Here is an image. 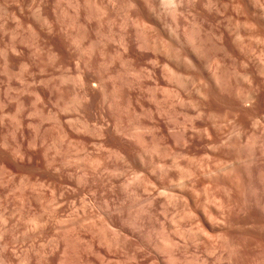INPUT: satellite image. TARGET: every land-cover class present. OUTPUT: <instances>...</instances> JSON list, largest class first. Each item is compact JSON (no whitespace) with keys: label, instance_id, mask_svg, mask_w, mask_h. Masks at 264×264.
Segmentation results:
<instances>
[{"label":"rangeland","instance_id":"1","mask_svg":"<svg viewBox=\"0 0 264 264\" xmlns=\"http://www.w3.org/2000/svg\"><path fill=\"white\" fill-rule=\"evenodd\" d=\"M258 4L0 0L2 264H264Z\"/></svg>","mask_w":264,"mask_h":264},{"label":"bare ground","instance_id":"2","mask_svg":"<svg viewBox=\"0 0 264 264\" xmlns=\"http://www.w3.org/2000/svg\"><path fill=\"white\" fill-rule=\"evenodd\" d=\"M256 1V0H255ZM169 2V1H168ZM174 2V1H173ZM172 1L170 2V3H173ZM259 2V1H258ZM251 5V4H250ZM259 5V4H258ZM254 9H255V6H254ZM255 13H256V15H257V24H254V22L252 23V24H249L250 26L252 25V30H257V31H255V33L257 32V35L254 33V31H253V33L255 34L254 36H255V38L257 39V41H259L261 44H263L264 45V33L263 34H261L260 32H259V28L261 27L263 30H264V7H263V5L262 6H260L259 5V7L257 8V9H255ZM252 14H253V12H252ZM251 19V18H250ZM249 26V27H250ZM260 28V29H261ZM248 30H251V29H248ZM252 30H251V32H252ZM258 32L260 33V35L258 34ZM253 33H252V35H253ZM242 34V33H241ZM239 38V37H238ZM243 38V37H242ZM253 38V37H252ZM254 39V38H253ZM239 40H240V38H239ZM240 41H242V40H240ZM238 42V41H237ZM263 48H264V46H263ZM263 63V62H262ZM262 63H260V64H262ZM262 65H264V64H262ZM264 67V66H263ZM263 70H264V68H263ZM261 74V73H260ZM264 74V73H263ZM253 75V74H252ZM246 76V75H245ZM251 76V75H250ZM260 76V75H259ZM264 76V75H263ZM252 77V76H251ZM257 77V76H256ZM255 77V78H256ZM251 79V78H250ZM254 79V78H253ZM253 79H251V80H253ZM246 80H248V78L246 77ZM251 85V82L249 83L248 82V85ZM255 84V83H254ZM253 84V85H254ZM251 87H252V85H251ZM258 87V86H257ZM261 87V86H260ZM259 87V88H260ZM264 91V90H263ZM249 92V91H248ZM251 94V93H250ZM257 94V93H256ZM255 94H253V96H254ZM253 96H252V99H253ZM258 96V95H257ZM255 98V97H254ZM258 98H260V97H258ZM256 99H257V97H256ZM243 102V101H242ZM256 102V101H255ZM247 103V102H246ZM249 103H250V101H249ZM254 104V103H253ZM233 146V145H232ZM236 148V147H235ZM239 148V147H238ZM245 149H247V148H245ZM252 153H255L254 152V150H253V152ZM251 156H252V154H251ZM254 157V156H253ZM255 158V157H254ZM221 202V201H220ZM216 203H218V202H216ZM215 203V205L217 206V204ZM221 204V203H220ZM214 205V204H213ZM214 205V208H217L216 206ZM234 206V205H233ZM222 207V206H221ZM220 208V207H219ZM218 209V208H217ZM222 209V208H221ZM220 209V210H221ZM220 210H217V212H219ZM239 213V212H238ZM30 214V213H29ZM225 214V213H224ZM1 215H2V213H1ZM217 215V214H216ZM232 215V214H231ZM239 215V214H238ZM3 216V215H2ZM13 216V215H12ZM226 217H227V215H225ZM229 216V215H228ZM234 216V215H233ZM6 218H7V216H5ZM9 217V216H8ZM217 217V216H216ZM226 217H224V219L226 220L227 218ZM3 218V217H2ZM1 218V219H2ZM215 218V217H214ZM231 217H229V219H230ZM0 219V220H1ZM19 219V218H18ZM34 220H35V218L34 219H31L30 221L31 222H34ZM214 219H212L211 221H210V225H211V223H212V221H213ZM228 220V219H227ZM226 220V221H227ZM8 222H9V220H8ZM218 222H221L220 224H222V222L223 221H216V220H214V223H212V228L214 229V230H217V228L218 227H220V226H217L219 223ZM30 223V222H29ZM224 223V222H223ZM3 224V223H2ZM31 224V223H30ZM30 224H29V227H30ZM32 224H36L35 222L34 223H32ZM14 225V224H13ZM39 225V224H38ZM4 226V225H3ZM7 226V225H6ZM32 226V225H31ZM36 226V225H35ZM28 227V228H29ZM38 227V226H37ZM225 228H226V226H224ZM33 226H32V230H33ZM36 228V227H35ZM228 228V227H227ZM4 229V228H3ZM8 229V228H7ZM39 229V228H38ZM37 229V230H38ZM219 229V228H218ZM9 230V229H8ZM7 230V231H8ZM28 230H30V229H28ZM27 230V234H29V232L30 231H28ZM31 230V231H32ZM16 231V230H15ZM36 231V230H35ZM42 231V230H41ZM213 231V230H212ZM219 231V230H218ZM223 231H225L224 229H223ZM214 232V231H213ZM1 233V232H0ZM9 233V232H8ZM26 233V232H25ZM41 233V232H40ZM43 233H46V232H44L43 231ZM216 233V232H215ZM5 234V233H4ZM32 234L33 235H35V233H34V230L32 231ZM39 234V233H38ZM219 234V233H218ZM29 235H31V233L29 234ZM42 235V234H41ZM220 236H221V234H219ZM218 235V238L220 237ZM3 236V235H2ZM15 236V235H14ZM32 236V235H31ZM36 236H37V234H36ZM49 236V235H48ZM19 237V236H18ZM38 237V236H37ZM42 237V236H41ZM215 237H217L216 235H215ZM222 237V236H221ZM27 238V237H26ZM43 238V237H42ZM227 238V237H226ZM33 239V238H32ZM222 240V239H221ZM19 241H20V239H19ZM33 241V240H32ZM37 241V240H36ZM215 241V240H214ZM223 241V240H222ZM3 242V241H2ZM16 242V241H15ZM34 242V241H33ZM227 242H229V240L227 241ZM19 243V242H18ZM26 242L24 241V244H25ZM230 243V242H229ZM43 244V243H42ZM48 244V243H47ZM7 245H9V244H7ZM19 245V244H18ZM235 245V244H234ZM23 246V245H22ZM35 246V245H34ZM43 246V245H42ZM227 246V245H226ZM228 246H231L230 244L228 245ZM32 247V246H31ZM234 247V246H233ZM15 248V247H14ZM44 248V247H43ZM9 249V248H8ZM16 249V248H15ZM45 249V248H44ZM216 249V248H215ZM214 249V250H215ZM236 249V248H235ZM18 250V249H17ZM17 250L15 251V252H17ZM34 250V249H33ZM239 250V249H238ZM5 251V250H4ZM7 251V250H6ZM13 252H14V249L12 250ZM41 251V250H40ZM236 251V250H235ZM235 251H234V253H235ZM14 252V253H15ZM0 253H1V251H0ZM3 253V252H2ZM1 253V254H2ZM6 253V252H5ZM23 253V252H22ZM41 253V252H40ZM218 253V252H217ZM24 254V253H23ZM31 254V253H30ZM231 254V253H230ZM6 255V254H5ZM16 255V254H15ZM27 256L26 257H28V254H26ZM232 255H233V253H232ZM22 256V255H21ZM20 256V257H21ZM30 256V255H29ZM15 257H17V256H15ZM14 257V258H15ZM26 257L25 258H21V259H18V264H27V259H26ZM223 257V256H222ZM18 258V257H17ZM31 258V257H30ZM219 258V257H218ZM231 258V257H230ZM4 259V258H3ZM233 259V258H232ZM48 260V259H47ZM219 260V259H218ZM217 260V261H218ZM6 261V260H5ZM4 261V262H5ZM33 261V260H32ZM229 261V260H228ZM2 262V258H1V256H0V263ZM30 262V261H29ZM48 262V261H47ZM14 263V262H13ZM31 263V262H30ZM50 263H52L51 261H50ZM2 264V263H1ZM49 264V263H48Z\"/></svg>","mask_w":264,"mask_h":264}]
</instances>
